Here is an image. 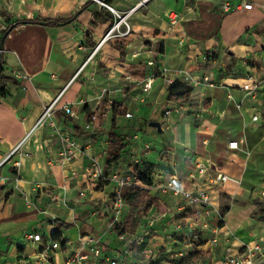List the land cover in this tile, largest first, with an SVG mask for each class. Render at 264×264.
I'll return each mask as SVG.
<instances>
[{
	"label": "crops",
	"instance_id": "1",
	"mask_svg": "<svg viewBox=\"0 0 264 264\" xmlns=\"http://www.w3.org/2000/svg\"><path fill=\"white\" fill-rule=\"evenodd\" d=\"M103 1L120 11L142 2ZM241 1L149 0L130 16L132 31L120 40L121 46L106 42L88 59L112 26V13L106 8L90 0H0V31L18 23L2 43L1 73L18 85L6 83L5 96H0V162L31 131L20 150L0 165V264L32 263L39 244L32 248L24 241L28 230H37L44 244L51 241L53 232H59L68 250L77 249L84 235L93 234L94 222L89 220V224L85 214L88 208L82 205V198H77L83 185L79 176L71 179L70 175L71 170L78 173L85 168L91 157L102 164L108 162L110 143H105L101 135L107 132L108 138L114 105L125 109L126 114L130 113L126 108L137 105L138 99L148 101L140 106L147 124L157 112L164 116V110L170 109V114L164 116L167 121L160 124L161 133L170 131L172 140L182 145L179 155L184 158L192 150L197 154L195 160L208 159L204 154L199 157L202 153L198 151L207 146L208 140L199 132L204 122L201 120L198 128L188 121L193 116L192 105L203 99L208 107L200 109L199 119L206 121L211 116L219 120L222 113L236 116L247 134L232 140L243 137L250 150L264 145L262 140L254 144L252 138L254 131L264 130V117L256 124L250 122L254 112L264 114L262 91L253 98L240 88L247 84V76L264 80V0H244L252 4L249 10L221 9L223 3ZM169 13L178 16L173 26L165 16ZM45 18L72 20L66 24L26 23ZM154 44L161 46L157 56ZM137 53L140 55L135 57ZM205 53L213 54L212 63L201 67L199 57ZM147 57H154L168 70H184L197 77L211 75L213 82L224 87L202 84L187 99L173 102L167 99V85L159 77L143 94L142 82L150 72L144 63ZM125 87L129 91L122 98ZM226 89L235 102L241 103L240 109L227 101ZM57 94L59 106L68 104L74 117L64 114L58 106L42 125L33 129L44 107ZM104 111L107 114L100 124L99 115ZM127 121L124 115L116 116L113 128L117 132L126 127ZM135 131L141 130H132L124 138V151L131 147L130 137ZM143 135L148 141L147 134ZM63 136L77 142L70 161L59 156L67 147ZM172 146L162 154L173 159L178 152ZM44 191L54 194L50 195L53 201L49 204H44V196H48ZM56 219L73 228L59 229L53 224ZM105 246L110 253L114 244ZM55 254L61 264L63 252Z\"/></svg>",
	"mask_w": 264,
	"mask_h": 264
},
{
	"label": "rangeland",
	"instance_id": "2",
	"mask_svg": "<svg viewBox=\"0 0 264 264\" xmlns=\"http://www.w3.org/2000/svg\"><path fill=\"white\" fill-rule=\"evenodd\" d=\"M148 1L138 3L137 9ZM115 10L121 16L122 12H126ZM110 15L113 23L118 20L115 15ZM125 29V25L121 24L119 30L114 31L108 42L114 43L116 47L121 46L120 40L128 37L120 34ZM131 31L132 28L130 33ZM154 46L155 53L159 52L160 44H154ZM203 55H206L209 61L202 63L199 57L201 67L212 63L213 54L205 53ZM138 77L139 79L142 78V76ZM128 91L125 87L122 98ZM137 102V105H130L126 108V112L132 114L126 127L117 130V134L125 138L135 129L147 134V140L152 148L151 154L148 158L141 160V164L136 167V170L139 173L147 174L150 180L155 183H161L169 175L176 174L177 183L185 188H190L191 183L188 182V174L193 169L190 162L195 160L197 154L192 150L187 152V157L190 159L179 155L183 152L180 149L182 145L172 140L169 130L165 129V132L161 133L162 131L158 132L155 128L148 127L145 119L146 114L140 111L141 104L146 105L148 101L138 99ZM197 103H194L193 107L191 106L193 116L188 121L198 128L202 126L200 122H204L203 128L199 129V132L203 135V139L206 138L208 141L205 149L203 147L198 149L202 153L199 154V157L203 154L206 155L218 169L239 179L240 183L228 182L214 186L215 192L212 201L215 206L212 213L208 217H204L207 227H203L201 223L204 209L188 207L178 212L176 211L178 204L171 197L153 195L147 186L131 199L124 198L126 207L122 222L110 231L104 245L113 243L114 246H117L116 240L123 236L121 244L117 247L120 251L127 249L131 252L129 258L132 259V264H222L228 253L245 252V245L251 247L253 246L250 245L251 243H259L264 250V145L261 148H253L251 156L247 159L243 155H233L227 150L226 144L233 138L247 134L246 128L242 129V124L235 119L236 116L230 117L227 113H222L223 115L219 120L211 116L206 121L199 119L197 115L202 113L200 109L207 108L208 105L204 99ZM222 104L224 106V101ZM106 114V111L100 113V124L104 120L103 115ZM161 114L160 111L157 112L150 121L164 124L167 120ZM101 136L105 143H110L108 156L110 155L111 160L119 143L110 142L107 138V132ZM252 138L253 142L255 141L254 144L260 140L264 143V139H262L264 138V130L254 131ZM170 145L177 147L178 154L173 155V159L171 155L162 154V151ZM110 162L104 163V171L107 175L112 170ZM213 173L210 172L211 175ZM109 184L108 181L104 180L93 193L88 192L83 197H77L82 198L80 199L83 202L82 205L88 208V212L85 213L86 219H88L89 224H91L89 220H93L94 223L91 225H94V227L92 226L94 235L102 232L107 222L111 221L108 205L112 198L113 184ZM44 193L48 195L44 196V204L51 203L53 200L50 195L53 196L54 194L45 191ZM150 215H153L151 224L148 222L151 219ZM193 216L196 217L192 218ZM144 234H146L145 237ZM142 236L141 245H137L136 241ZM144 247L152 252L149 262H146L141 256ZM262 258L259 256L256 261L264 264ZM15 263L13 261V264Z\"/></svg>",
	"mask_w": 264,
	"mask_h": 264
},
{
	"label": "built area",
	"instance_id": "3",
	"mask_svg": "<svg viewBox=\"0 0 264 264\" xmlns=\"http://www.w3.org/2000/svg\"><path fill=\"white\" fill-rule=\"evenodd\" d=\"M97 3L99 6L106 8L110 13L115 15L118 20L113 23L111 28L106 32V34L98 41L96 46L91 50L89 57L94 56L101 48V46L108 42L109 39L114 34V31L119 30L121 24L125 25V31L120 32L121 35L130 34V24L128 22L129 17L136 11L138 5L128 9L126 12L121 14L115 10L113 7L106 4L103 0H90ZM146 0H143L144 2ZM141 2V3H142ZM252 8L251 3H246L242 0L238 4L223 3L221 4V9L224 12L236 11V10H249ZM168 22L173 26L177 22V15L174 13L165 14ZM140 54L134 55L138 57ZM200 61L202 63L208 62V57L206 55L200 56ZM2 66V61H0ZM145 65L150 69V72L142 82L141 91L143 94H147L151 88L154 80L156 78H162L167 86L174 82H180L190 87L197 88L202 84L210 85L214 88H223L224 86L218 82H213L211 75H203L201 77L193 76L184 70H168L163 64H158L154 57H147L144 61ZM247 84L241 86L240 88L245 89L246 96H252L253 98L261 90V96L264 98V80L255 79L253 77H245ZM226 99L229 103H233L237 109L241 108V103L235 102L232 93L229 89H226ZM60 94H57L49 104H47L38 120L36 121L34 128L42 125L46 119H48L51 114L59 106ZM59 109L63 110L64 114L70 117H74L70 106L68 104H63L59 106ZM170 109H165L163 112L164 116L170 114ZM132 114L126 113L124 115L125 119H130ZM262 114L260 111L254 112L250 117V122L256 124L262 121ZM53 126V123H51ZM31 132V131H30ZM28 132L26 136L14 146L9 154L3 158L0 165L4 163L11 155L20 150L22 143L30 134ZM67 143V147L59 152V156L67 161H70L71 157H74V150H76L77 142L72 137L63 136L62 137ZM130 145L128 151H123L122 156L117 162H112V170L107 175L104 171V164L100 162L98 158L91 157L88 160L87 166L83 168L80 172L71 170V179H76L79 176L82 189L78 192L80 197H83L86 193L97 190L100 184L105 180L110 184H113L112 198L109 200L108 208L111 212V221L107 222L105 228L102 232L97 235L88 234L84 235L81 240L80 246L75 250L65 249V244L59 242L49 241L44 244L42 235L37 232V230H28L24 233V241L29 244L32 248L39 244L38 250L32 255V263L30 264H58L56 261V252H63V260L61 264H132L131 252L127 249L122 251L118 250V245L121 244L123 236H120L116 240L115 247L108 251V247L104 245V241L107 239L108 234L111 230L115 229L116 225L122 222V216L125 211L126 203L122 196V191L125 188H144L139 172L136 167L141 164V160L147 158L151 152V144L144 139V135L141 131H135L130 137ZM227 148L229 150L238 152L242 154L246 159L251 156V150L246 145L244 138L238 140H231L227 143ZM193 166L192 171L188 174V182L191 183L190 188H185L183 185L177 183L176 174H171L169 177L161 183H155L151 181V185L147 186L149 191L153 195L158 196H169L171 197L177 206L178 212L183 211L185 208H202L204 209V216L202 217V226L207 227V223L204 221V217H208L212 210L214 209L215 203L212 201V196L214 195V186L222 185L224 183L233 182L236 184L240 183L239 179L231 177L229 174L217 166L208 158L201 161L194 160L190 162ZM117 164V165H116ZM210 172H214L212 175ZM208 181V185H207ZM53 200V199H52ZM151 219L148 221L150 224L153 222V215H150ZM196 216H193L194 218ZM146 234H144L145 237ZM143 236L136 241L137 245H141ZM245 252L228 253L222 264H260L257 260L259 256L264 257V250H262L261 244L256 243L253 246L245 245ZM141 256L146 262H149L152 257V252L147 247H144L141 251ZM30 258V257H29ZM28 258V259H29ZM264 259V258H262ZM31 260V259H30Z\"/></svg>",
	"mask_w": 264,
	"mask_h": 264
},
{
	"label": "trees",
	"instance_id": "4",
	"mask_svg": "<svg viewBox=\"0 0 264 264\" xmlns=\"http://www.w3.org/2000/svg\"><path fill=\"white\" fill-rule=\"evenodd\" d=\"M72 19H67V20H53L50 18H45V19H38V20H33L30 22H26V23H32V22H41V23H56V24H66V23H70ZM16 25H18V23H14L11 24L10 26H6L5 29L3 31H0V40L1 38L8 34L10 29H12L13 27H15ZM6 83H11L13 85H18V83L11 77H7L4 76L2 73H0V96H5V92H4V85ZM193 91V88L185 85L183 83L180 82H174L172 84H170L167 88V92H168V96L167 99L169 101H173V102H177L180 100H184L187 99L190 95L191 92ZM120 106H113V111H112V127H111V131L108 134V139L110 142L112 143H119L115 154L113 155V158L110 160V158L108 159V162L110 163H114L117 162L118 159L121 158L122 153L124 151V148L126 147V143L124 141L125 137H120L117 132L115 131V128H113V122H114V118L116 116H120V115H124L125 113V109H119ZM112 155V154H111ZM110 157V155H109ZM140 177L142 179V183L144 186H149L151 185V180L150 177L147 174L144 173H139ZM142 190V188H125L122 191V196L123 198L126 199H131L132 197H134L135 195H137L138 193H140ZM53 224L56 225L59 229H63V230H70L71 228H73L72 224H68L65 223L59 219H56L53 221ZM51 241L52 242H59L62 245L64 244V241L62 240L61 234L59 232H53L51 234Z\"/></svg>",
	"mask_w": 264,
	"mask_h": 264
},
{
	"label": "water",
	"instance_id": "5",
	"mask_svg": "<svg viewBox=\"0 0 264 264\" xmlns=\"http://www.w3.org/2000/svg\"><path fill=\"white\" fill-rule=\"evenodd\" d=\"M7 35V34H6ZM6 35H4L1 39V42H0V61H2V57H3V53H2V43H3V40L4 38L6 37ZM2 71V66H1V63H0V73ZM149 127L151 128H155L158 132L161 131V126H160V123L159 122H150L148 124Z\"/></svg>",
	"mask_w": 264,
	"mask_h": 264
},
{
	"label": "bare ground",
	"instance_id": "6",
	"mask_svg": "<svg viewBox=\"0 0 264 264\" xmlns=\"http://www.w3.org/2000/svg\"><path fill=\"white\" fill-rule=\"evenodd\" d=\"M250 245H254V243H251Z\"/></svg>",
	"mask_w": 264,
	"mask_h": 264
}]
</instances>
